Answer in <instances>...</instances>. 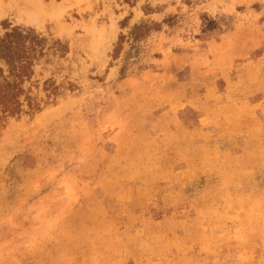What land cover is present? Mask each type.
<instances>
[{
  "label": "rangeland",
  "instance_id": "374dc122",
  "mask_svg": "<svg viewBox=\"0 0 264 264\" xmlns=\"http://www.w3.org/2000/svg\"><path fill=\"white\" fill-rule=\"evenodd\" d=\"M39 1L0 264H264V0Z\"/></svg>",
  "mask_w": 264,
  "mask_h": 264
},
{
  "label": "trees",
  "instance_id": "16d2710c",
  "mask_svg": "<svg viewBox=\"0 0 264 264\" xmlns=\"http://www.w3.org/2000/svg\"><path fill=\"white\" fill-rule=\"evenodd\" d=\"M0 31V113L2 118L34 108L24 84L32 79L35 61L44 55V38L33 29L2 24ZM6 67V69L4 68Z\"/></svg>",
  "mask_w": 264,
  "mask_h": 264
},
{
  "label": "bare ground",
  "instance_id": "6f19581e",
  "mask_svg": "<svg viewBox=\"0 0 264 264\" xmlns=\"http://www.w3.org/2000/svg\"><path fill=\"white\" fill-rule=\"evenodd\" d=\"M53 8L49 11L39 0H18L7 5L1 3L0 13L9 10L15 13L20 20L36 22L46 17L47 14L52 13L54 11Z\"/></svg>",
  "mask_w": 264,
  "mask_h": 264
}]
</instances>
